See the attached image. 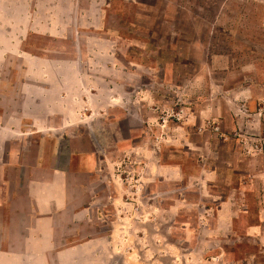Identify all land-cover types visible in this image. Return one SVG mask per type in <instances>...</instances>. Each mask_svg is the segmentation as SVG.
<instances>
[{
	"label": "rangeland",
	"instance_id": "obj_1",
	"mask_svg": "<svg viewBox=\"0 0 264 264\" xmlns=\"http://www.w3.org/2000/svg\"><path fill=\"white\" fill-rule=\"evenodd\" d=\"M32 64L59 158L135 192L136 264H264V0H0L3 93Z\"/></svg>",
	"mask_w": 264,
	"mask_h": 264
},
{
	"label": "crops",
	"instance_id": "obj_2",
	"mask_svg": "<svg viewBox=\"0 0 264 264\" xmlns=\"http://www.w3.org/2000/svg\"><path fill=\"white\" fill-rule=\"evenodd\" d=\"M37 67L25 69L31 79L21 80L15 96L0 89V264H136L135 192L121 191L119 177L102 173L93 149L68 148L59 158L50 121L54 83L44 65ZM7 83L0 78V88ZM241 174L230 169L227 185L245 196L248 185L232 183Z\"/></svg>",
	"mask_w": 264,
	"mask_h": 264
}]
</instances>
